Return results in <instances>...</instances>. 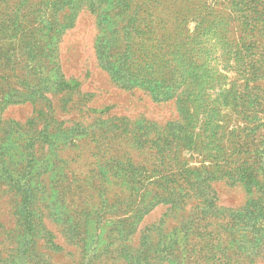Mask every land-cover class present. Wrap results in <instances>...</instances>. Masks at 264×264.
I'll list each match as a JSON object with an SVG mask.
<instances>
[{
    "label": "rangeland",
    "instance_id": "obj_1",
    "mask_svg": "<svg viewBox=\"0 0 264 264\" xmlns=\"http://www.w3.org/2000/svg\"><path fill=\"white\" fill-rule=\"evenodd\" d=\"M158 1L58 0L54 9L46 4L54 5L56 0H30L23 8L11 5V0H0V162L10 157L28 172L46 173L47 179L53 180L38 212L42 226L53 233L52 238L43 231L34 244L33 258L23 263H10L8 258L6 264H81L84 259L89 264H185L184 253L190 244L195 242L197 249L200 244L218 239L219 233L224 242L232 237L241 239L234 248L250 253L245 260L250 264L264 245V217L257 213L261 209L252 206L255 213L246 215L243 210L245 213L234 220L215 219L209 213L210 222L191 226V240L186 242L173 226L189 211L195 212V217H204L202 209H192L196 200L165 217L170 204L157 200L154 192L142 194L150 188L145 182L155 181L159 172L153 171L155 166L140 148L150 144L157 128L166 134L180 130L181 136H187L185 143L192 131L181 129L198 124L188 111L196 110L200 97L205 96L209 102L215 99L225 115V123L221 122L223 118L219 122L224 126V132H218L221 148L212 156L209 150L196 152L192 144L178 147L175 151L184 159L181 168L207 171L212 165L221 166L223 156H252L264 129H259L254 138L245 137L241 133L244 121L227 114L224 107L223 92L231 90L236 81L242 82L241 73L218 61V73L210 71L202 76L201 70L191 67V59H183L185 77L191 73L189 77L197 80L199 89L189 94L188 83L177 87L174 98L163 101L137 80L146 78L147 85L156 78L152 72L158 50L165 53L177 44L175 51L184 49L187 55L194 34L204 42L226 38L236 43L247 28L257 25L260 31L249 33L245 43L256 41L259 45V40H264V0H169L172 7L167 24L171 32L155 18L161 15ZM29 23H33L31 27H27ZM204 25L205 29H199ZM175 31L180 34L178 39L173 37ZM185 37L184 46L179 45ZM54 46L55 57L43 53ZM223 54L218 47L214 52L196 55L199 58L195 60L199 68H205ZM240 61L237 54L230 63L240 65ZM57 66L66 78L81 82L79 91L67 95L71 100L66 109L62 108L66 95L56 89ZM208 77L214 81L212 88L203 82ZM32 81L39 82L42 92L53 98L56 117L65 122L63 129L80 128L79 137L73 141L67 137L50 140L44 150L31 153L22 134H29L43 123L42 119L34 120L35 104L31 100L35 93L29 86ZM102 110L104 113H100ZM118 137L121 140H115ZM161 184H167V180ZM212 185L220 205L239 209L249 200L250 193L242 184L218 180ZM10 201L8 195L0 193V256L8 252L6 244L1 243L6 234L1 231L14 228L17 221ZM140 208L143 213H137ZM232 224L234 233L230 234L224 228ZM209 227L214 229L212 235L204 237L202 228ZM246 239H253L254 244L245 243ZM234 248L231 242L230 255ZM190 253L194 256L196 250ZM258 255L253 263L264 264V255Z\"/></svg>",
    "mask_w": 264,
    "mask_h": 264
},
{
    "label": "trees",
    "instance_id": "obj_2",
    "mask_svg": "<svg viewBox=\"0 0 264 264\" xmlns=\"http://www.w3.org/2000/svg\"><path fill=\"white\" fill-rule=\"evenodd\" d=\"M26 1L30 0H11V5L23 8ZM57 4L58 0H56L54 5H49L47 3L46 7L53 6L55 9ZM158 6H162V8H160L161 15H156L155 18L159 20L158 23L166 25L165 29L171 32L172 28L167 24V21L171 18L169 10L172 7V2L169 0H159ZM32 24L33 23H29L27 27H31ZM246 25H249V22H247ZM254 26L255 27H251L250 29L247 28V32H245L236 43L226 41V38L225 40L220 38L213 41V39L210 40L209 37L207 38L209 40L204 42L200 41L201 39L195 37L194 34L191 43L193 47L191 46L187 55L184 54L186 53L184 49H176L175 51L177 44L172 48L173 50H169L165 53L158 50V52H156V62L152 72L156 78L151 80L150 84L147 85L145 83L146 78L137 80L145 84L143 85L144 87L146 86L148 89H151L153 96L158 98V100H169L174 98L178 93L179 88L177 87L179 86L190 83L188 85L189 94H194L193 91L199 89L197 80L189 77L191 73L185 77L184 72H186V70L184 69L186 63L183 59H191V67L194 70L196 68L201 70L202 76L208 75L210 71L218 73V61L219 64L225 62L227 63V69L231 67L236 68L239 73H241L240 75L242 78L241 83L236 81L231 90L223 92L225 110L229 111L227 114L231 113L235 115L238 120L244 121L245 126L241 125V133L244 132L246 134L245 137L250 136L254 138L259 129H264V47L261 46L264 45V40H259V45H256V41L248 44L245 43V38L249 33H258V31H260L257 25ZM204 27L205 25L199 29H205ZM261 30H264L263 26H261ZM174 33L175 36L173 37L178 39L180 36L179 32L175 31ZM186 39L187 37L179 42V45L184 46V41ZM241 41L243 44H241ZM218 47L221 49V53L224 54L217 57L214 61H211L207 67L199 68L195 60V58L198 57L196 55L200 53L205 54V52H214ZM190 52H194L193 56H189ZM43 53H46L47 56H51V58L55 57V55H57V48L56 46L48 48L46 51H43ZM237 54L239 58H241L240 65H237V63L231 64V58L235 59V55ZM228 55L230 57L225 60ZM33 56H35V52L32 57ZM47 56H45V58H47ZM236 60L238 59L236 58ZM56 70L58 73L56 89L58 92L65 93L64 95H66V98L62 100V108L66 109L68 102L71 100L67 95L79 91L81 82L75 78H66L60 70V66H57ZM199 73L198 71L197 74ZM203 82L212 88L214 81L208 77L207 79H203ZM257 82L263 84V87L257 85ZM251 84L255 85L251 86ZM29 86L33 93H35V97L32 100L30 99L31 102L35 104L36 118H34V120L42 119L41 121H43L39 128L33 127V131L31 130L29 134H22L23 136L26 135V138H23V140H25V145L33 151L31 153L35 154V152L37 153L38 151L44 150V146L50 140L56 141L67 137V139L70 138L71 141H73L74 138L79 137L80 128L75 130L67 126L66 129H63L65 122L56 117L55 106L52 104L53 98L46 96L45 92H42L41 84L39 82L35 84V81H32L29 83ZM184 90L185 89L182 90L183 94ZM36 93L39 95H36ZM159 97H161V99ZM214 100L215 99H211L209 102L205 96L200 97L197 99L198 105L196 106V110L188 111V113L191 114L189 116L191 120L198 124L185 125L182 127L181 130L192 131L190 134L191 137L187 138L188 140L185 143L183 139L187 136L186 134L181 136L180 130L175 133L169 131L168 134H166L164 131H161L160 128H157L155 129L154 138L149 142L150 144L140 148V150L145 151L148 160L155 166L156 169L154 168L153 171L159 172L158 178L155 181L152 183L145 182L150 188L145 189L142 194L154 192L153 195H156L157 200L162 201L164 204H170V207L167 208L164 214L165 217L172 216L171 211H176L178 209L182 210L192 200H196V204H194L192 209H196L195 211H197V209H202V211H204V217L201 218L195 217V212L189 213L191 212L189 211L187 216H182L180 222L173 226L174 232L180 234L181 238H184L186 242L191 240L190 235L193 231L191 229L189 235L191 226H197L200 222H202L200 223L202 226H205L206 223L204 221L210 222L207 217L209 213H213L215 219L220 217H233L231 220H234V218L237 219V217L241 216L242 213L246 212V215H248L247 213H255V210L252 208L253 206L261 209L258 210L257 213L262 216V218L264 217V132L259 139V147L251 157L233 158L231 156H223V164L221 166L218 167V165H216L213 168L212 165V167H210L211 169L207 171L181 168L184 166V159L181 157L180 152L175 151L176 148L192 144L196 152L202 153V151L209 150L208 152L210 155L212 154V156L214 150L221 148L222 141H218V132H224V126L219 122L223 118L221 122L222 124L225 123L226 118L223 113H220V107L216 105ZM93 111L96 112L98 110L93 109ZM100 113H104V110ZM34 120L32 119V122H34ZM80 125L81 124H76V127ZM241 126L237 129L241 128ZM61 133H63V135ZM115 140L119 141L121 138L118 137ZM179 141H181V143ZM1 146L0 148L2 149L3 147ZM210 155L203 156L201 154V156L205 158H208ZM213 158L218 157L216 156ZM1 162L0 193L9 196L13 207V216H15L17 221L14 228H9L6 232L5 230L3 232L1 231L2 234H6L1 243L6 244L4 248L8 252H6L7 254L5 256H0V264H6L8 261L10 263H23L27 258H33V256L36 255V251L33 247L43 231L48 233L49 239L53 236L50 230H46V228L42 226V220L38 213L39 203L47 199L49 185L53 180L49 181L46 173L28 172L19 162L10 157ZM163 179L164 181L167 180V184H161ZM218 180L225 181L227 184L231 185L242 184L246 187L248 193H250L246 205L239 209L220 205L217 191L212 185V182ZM169 193H173L175 196L169 197ZM137 213H143V210L140 208ZM136 215L134 217H136ZM196 218L198 220H196ZM227 223L229 224L230 222L228 221ZM261 223L264 224V218ZM210 224L214 225L215 223ZM134 225L135 222L131 221L130 226L134 227ZM233 228L234 224L224 229L225 231L227 230L228 233L233 234ZM202 230L203 236L210 238L214 229L209 227V229L202 228ZM217 238L218 239H214L213 241L200 244L197 249L195 242L190 244L189 249L184 253V263L249 264L246 263L245 260L250 257V253L246 251L240 253L238 249L234 248V246L239 245L241 239L232 237L231 240L224 242V238L221 237L220 233ZM7 240L10 241L6 243ZM251 241L252 244H254L253 239H246L245 243H250ZM231 242L234 249H232L233 251L230 255L228 249H230ZM50 243L51 246L54 244L52 241ZM191 250H196L194 256L191 255ZM258 254L264 255V245L260 247L258 253L256 252L254 254L252 263L255 261L256 257L259 256ZM8 258L10 260H8ZM81 264L89 263L84 259Z\"/></svg>",
    "mask_w": 264,
    "mask_h": 264
}]
</instances>
